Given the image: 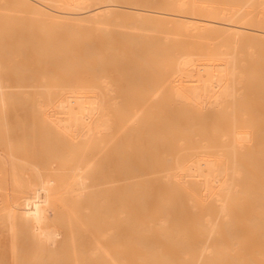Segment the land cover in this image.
I'll use <instances>...</instances> for the list:
<instances>
[{
    "label": "bare ground",
    "instance_id": "6f19581e",
    "mask_svg": "<svg viewBox=\"0 0 264 264\" xmlns=\"http://www.w3.org/2000/svg\"><path fill=\"white\" fill-rule=\"evenodd\" d=\"M0 264H264V0H0Z\"/></svg>",
    "mask_w": 264,
    "mask_h": 264
},
{
    "label": "rangeland",
    "instance_id": "374dc122",
    "mask_svg": "<svg viewBox=\"0 0 264 264\" xmlns=\"http://www.w3.org/2000/svg\"><path fill=\"white\" fill-rule=\"evenodd\" d=\"M160 1V0H159ZM160 3V2H159ZM216 3V2H215ZM217 3H218V1H217ZM220 3H223V4H226V3H224V2H220ZM220 3H218V5L220 4ZM223 4L221 5V6H223ZM9 5V4H8ZM10 6V5H9ZM225 6V5H224ZM227 6H229V4H227ZM245 8H248V7H245ZM23 15H24V13H23ZM22 15V16H23ZM21 18V17H20ZM22 18H24L25 19V15H24V17H22ZM26 20V19H25ZM21 21H22V19H21ZM21 21H19L20 23H21ZM23 24L25 23V22H22ZM22 24V26H24ZM124 24L125 25H131L132 23H130V22H128V21H125L124 22ZM27 25V20H26V24H25V26ZM218 33V32H217ZM212 36H214V38H212L211 40L212 41H214L215 43H218V40L219 39H222V36H217L216 37V35L214 34H212ZM247 38V36H244L243 37V39H246ZM204 39L202 38V37H200V36H198V35H196V34H186V35H184V36H176V35H174V34H172V33H170L169 35H168V37H166L165 38V41H166V45H171L172 43H179V44H181V45H186L187 47H188V51H190L191 53H193V56L197 59V61H200V60H202V58L204 57V55H203V52H206V47H205V45H203L202 44V41H203ZM206 41V40H205ZM215 46V45H214ZM29 155V154H28Z\"/></svg>",
    "mask_w": 264,
    "mask_h": 264
}]
</instances>
